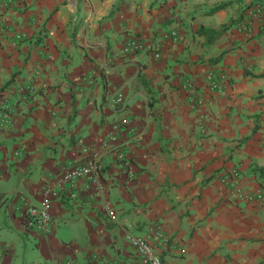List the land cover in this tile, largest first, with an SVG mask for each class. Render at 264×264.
Wrapping results in <instances>:
<instances>
[{
    "label": "crops",
    "instance_id": "1",
    "mask_svg": "<svg viewBox=\"0 0 264 264\" xmlns=\"http://www.w3.org/2000/svg\"><path fill=\"white\" fill-rule=\"evenodd\" d=\"M233 170L264 190V0H0V264H138L128 236L157 232L165 264H264ZM41 200L47 233L19 217Z\"/></svg>",
    "mask_w": 264,
    "mask_h": 264
},
{
    "label": "built area",
    "instance_id": "2",
    "mask_svg": "<svg viewBox=\"0 0 264 264\" xmlns=\"http://www.w3.org/2000/svg\"><path fill=\"white\" fill-rule=\"evenodd\" d=\"M251 26L252 23L249 20H245L240 23L239 29L245 34H250ZM171 38H177V35L175 33H171ZM158 47L159 45L156 43L152 50L156 58L159 57V53L155 52L157 51ZM209 79L211 81L212 87L217 88V84L212 75H210ZM120 101V96L110 97L108 99V104L114 108L120 106ZM121 157H123L122 154ZM99 173V154H91L79 164L71 167V170L65 176V182H67L70 186H73L75 181L79 178H86L88 181L97 182ZM237 177V171L233 170L229 174L221 176L219 181L223 186L235 190V196L239 199L241 198L247 202L259 201L264 203V190L255 191L253 193H245L237 188ZM96 190L97 192H100L103 189L101 186H98ZM19 217L26 230L47 233L52 223L51 202L49 200H41L37 205L24 203V205H22L21 209L19 210ZM156 234V239L158 241V244H156L157 246L151 242L152 240L149 237L139 238L135 236H128V241L137 254L138 264H165L160 256V249L163 251H169L170 249L176 248L178 249L177 246H174V244L171 243L170 238L163 236L159 232ZM94 264L108 263L95 260Z\"/></svg>",
    "mask_w": 264,
    "mask_h": 264
},
{
    "label": "trees",
    "instance_id": "3",
    "mask_svg": "<svg viewBox=\"0 0 264 264\" xmlns=\"http://www.w3.org/2000/svg\"><path fill=\"white\" fill-rule=\"evenodd\" d=\"M226 6H227L226 3L221 4V5H218V6L214 7L213 9H211L208 13H209V14H212V13H214V12L220 10V9H223V8L226 7ZM225 29H227V26H226V27H223V28L221 29L220 32H215V31H213V30H206L205 32H206V33H210L211 35H219V34H221Z\"/></svg>",
    "mask_w": 264,
    "mask_h": 264
}]
</instances>
